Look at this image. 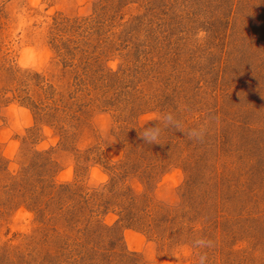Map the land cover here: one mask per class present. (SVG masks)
<instances>
[{"label": "rangeland", "instance_id": "374dc122", "mask_svg": "<svg viewBox=\"0 0 264 264\" xmlns=\"http://www.w3.org/2000/svg\"><path fill=\"white\" fill-rule=\"evenodd\" d=\"M202 256L264 264V0H0V264Z\"/></svg>", "mask_w": 264, "mask_h": 264}, {"label": "clouds", "instance_id": "9594fccd", "mask_svg": "<svg viewBox=\"0 0 264 264\" xmlns=\"http://www.w3.org/2000/svg\"><path fill=\"white\" fill-rule=\"evenodd\" d=\"M207 34L204 31L199 33V37L206 39ZM169 128H174L176 131L180 132L182 135H186L190 140H200L208 132L206 126H199L195 128H184L182 122L174 114L165 113L158 118L157 122H154L152 127L146 128L143 131V134L138 132V137L147 144H160L162 133ZM202 247H211V241H198L197 242ZM206 257H200L199 264H203V261Z\"/></svg>", "mask_w": 264, "mask_h": 264}]
</instances>
